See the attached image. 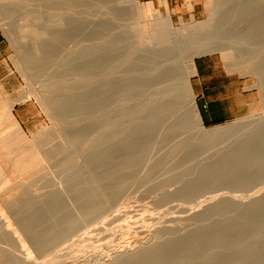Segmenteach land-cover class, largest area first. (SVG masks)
<instances>
[{
	"label": "bare ground",
	"instance_id": "obj_1",
	"mask_svg": "<svg viewBox=\"0 0 264 264\" xmlns=\"http://www.w3.org/2000/svg\"><path fill=\"white\" fill-rule=\"evenodd\" d=\"M131 1L135 3L136 0ZM229 1L233 2L236 0H215L214 3L211 1L214 6L210 9L211 14L208 19L196 22L193 20L189 23H184L181 20L178 27L173 25V21L169 14L164 16L158 12L149 14L151 10L150 4L144 7L135 6L139 9V12L136 13L137 21L133 22L132 29H135L136 35H138L137 40L140 41V43L138 42L139 45L144 46L141 55L145 54V56H141V58L143 57L144 59H140L139 61L142 62H135L138 67L133 70V73H131L133 75L131 77L133 78L132 82H135L136 86L144 85L149 91V98L144 106L142 105L143 108L140 109L143 111L144 115L141 117L143 120H141V122L139 121L140 123L137 122L136 118V122L132 119L129 126H124L126 124L121 123V120H123L121 116L126 114L123 112L126 109V100L124 102L123 99H125V97L124 95L122 96L123 90L126 87L121 89L122 86L120 87L119 80L122 79V77L119 79V73H115L116 76L114 74H112L114 75L112 76L110 73L114 71L113 69L116 66L115 63H113V65L105 63V65L108 64L109 66L107 65L106 69H104V62L102 63L101 59L97 58L98 55L95 56L96 61L93 60L94 63L89 64V67H94L93 71L95 72L93 73L95 74L93 75V79L91 77V83L93 80L94 83L92 86L95 84L97 91L94 90L96 91L95 93H90L92 89H88L90 91L89 93H87L88 91L80 93L81 90L77 93V89H81L77 84V80L82 78V71L85 72L88 69L85 68L84 70L83 64H79L81 61L79 59L84 55L80 53L81 51L84 52L82 50L83 47L80 46V48L82 47L81 51L79 50V45L70 48L67 54L70 59L72 58L73 63H77V65H75L76 68H74V64L72 67L71 63L72 68L67 67L64 68L62 72L60 71V73H57L58 76H55V80H52L48 88L51 90V85L55 86L59 84L56 86V89L53 87V90L55 89L56 92L57 90H61L62 92L60 94L58 93V96L54 99L52 98L50 104L48 103L49 99L47 100L44 98V101L47 100V105L51 107L48 111L50 110L53 132L51 131L50 133L51 137L47 135V138L49 137L50 139L42 142L37 139L38 136L30 140L25 139L21 136L16 124L12 125L14 131L9 141L0 139V190H3L8 185L10 186L9 197L5 199L0 197V264H70L69 261H71L73 257L70 258L71 260L65 257L68 256L66 255L68 251H72L68 249L71 248L70 245L75 246L74 244H76L75 248L77 249L76 251H78L80 250L77 248V246H79L78 243L80 244L79 241L83 243L86 239L88 240L92 237L91 233L96 236L97 233L100 232V236L103 231L99 230L105 229L106 222H109L106 216L109 214L112 205H114V203L110 205L107 203V205H105L106 201H109L108 196L110 193L108 191V183L110 182L107 181L111 179L112 183V180L117 176V181L113 180V182H115L113 183V185L115 184V188L114 186H110V194L113 195V193H117V191L120 190L118 188L122 187V179L119 181L120 177L118 175L122 177L127 170H132L137 165V157L139 156L138 141L142 134L141 137L150 139L156 128L159 129L161 126H165L162 130L163 133L166 134L164 139H166L168 135L174 134L176 128L173 127V129L170 126L172 119H170L169 112L172 105L169 99L176 94L175 91L177 92L179 87L183 89L182 91L179 90L180 93L176 95H178L177 97L179 98L184 97V99L182 101L179 99L178 102L174 100L176 103H172H175L177 107H175V111L176 113L179 111V113H177L179 116L182 112L186 115L185 121L182 120L180 122L178 121L180 119H177L180 125L179 129L182 131L186 130L189 126V123H187L188 117L194 121L193 123H195L198 128L202 129V121L197 112L193 91L190 86V78L195 74L194 62L192 60L195 56L209 51H218L223 62L229 59L238 60L245 58L246 52H244L243 49L242 52L240 50L241 47L235 49L232 44L235 40L241 41L245 39V37L241 38L243 36H239L240 38L237 37V39H235V36L232 37L233 34L229 27L230 25H228V21L235 15L237 17L239 15L240 18L244 16L250 17L253 11L252 7L259 3V1L252 0L249 3L246 1L245 4V0H243L245 5L242 3L243 1L240 2L241 5H244L243 8L241 6V8L238 7V10L235 9L233 11H236L235 13L226 11L228 14L225 16L223 14L222 17L225 18H223V21H221V24L217 27L216 22L213 23L218 14L215 11V7ZM45 2H49V0H0V17L4 16L5 18L6 15L12 14L8 12L9 10H16L19 8L21 10L25 9L26 11H22L23 13L19 11V13L14 14L21 16L24 20L23 23H19V26L15 25L19 27V32L23 35L20 37H24L27 33L35 34L37 31L30 26V22H26L28 20L30 21L33 10L39 12L40 10H44L43 7L45 5L49 7L50 3L48 5L44 4ZM209 2L210 1L207 2V5ZM52 3L53 2H51V4ZM236 4L237 3L233 2L234 7L231 6L235 8ZM52 7H49V9ZM55 9H58V7L55 6ZM145 11L147 13L144 14L145 17H143ZM254 13L252 12V14ZM35 15H33L34 18L38 16L37 13ZM254 15L258 16L256 14ZM254 15L253 17H255ZM73 16H70V18ZM70 18L68 17L66 22L68 21L70 23V20H72L73 24L76 18ZM257 18L255 19L257 20ZM0 19H2V17ZM22 19L19 20V22H22ZM256 20H252L251 24H249L248 30L250 32L248 31V34L257 31L256 26L258 23L261 24L260 21L262 20L258 21V23ZM17 21L15 20L16 23H18ZM74 22H76L75 25L73 24L74 27L69 24V28L72 26L73 30H77L76 24L78 26V23L76 20ZM226 22H228V24ZM67 24L68 23H66V25ZM210 29H217L219 33H208L211 31ZM254 29L256 30L255 32L253 31ZM67 30H64V35L66 33L69 34L68 32L70 29L68 32ZM244 31L247 32V30ZM194 33H198L200 36ZM196 35H198V37ZM203 35L204 37H202ZM258 40L261 39L259 38ZM217 41L219 44L215 47L214 43ZM140 46H138L137 49H139ZM249 48L251 50L249 58L253 60L250 66L247 68L239 62H234L230 63L232 69L239 71H246V69H248L251 73L255 74L258 68L262 66V63L264 64V46L259 45L258 47L252 45ZM252 49L255 51L257 50V53L252 51ZM252 52L255 54L253 55ZM73 57H75V60ZM76 57L77 59L79 58V62L76 61ZM116 58L117 61L114 60V62H117L116 67H120L119 69H122L121 64L123 65L129 60V64H131V62L134 63L133 57L131 59L130 57L124 58L125 60H119L120 58L118 59V57ZM181 58L186 60V64H184V66L182 65L183 69L181 70L183 71H180L179 75L178 71ZM69 60L68 65L71 62V60L70 62ZM78 64L81 66L79 67ZM102 64L104 67L101 66ZM95 66H99L98 70L100 66L104 69V72L106 70V74L101 73V75L105 74L104 77H101V75L95 76L98 74L96 73L97 67ZM112 66L113 71L110 70ZM77 67H79V69H77ZM80 68H82V70ZM67 72L76 73L77 75L79 74V76H74L75 74L73 77L64 76ZM119 75L121 76V74ZM131 77H129L130 80L132 79ZM124 79L126 78L124 77ZM258 80L264 83L262 76H260ZM256 87L259 90L264 89V84L263 86L256 85ZM92 88L94 89L95 87ZM74 90H76V92H73ZM44 91L41 90L38 93ZM34 92L36 95V91ZM181 93L182 95H180ZM21 97L25 98L27 95ZM41 97L42 93L39 98ZM123 102L125 104H123ZM52 106L54 108H52ZM69 110L70 112H68ZM90 112L92 116L93 113H97V115L94 114L95 118L101 120H98L100 121V125H95L99 127V130H97L98 133H96V137H94L95 133H93V139H90L88 136L84 137V134L82 135L75 131L74 126V124L78 122L80 115H88ZM99 113L102 114L100 115ZM185 115L182 116L185 117ZM182 116L180 117L182 118ZM90 119L92 118L90 117ZM169 120H171V123ZM98 121H96V123ZM262 121L264 122V117H260L247 124L233 126L234 130H242V133L234 136L233 142L235 145L250 146L254 144L255 137L264 136V133H261V130L263 131L264 129V124L261 123ZM57 124L59 127L55 126ZM90 124L87 126L92 129V132L93 128L97 129V127H94V123H92L91 126ZM253 130H259L260 133H258L259 131L252 132ZM203 133L206 135L204 136L206 137V141L208 140L209 142L216 141L222 137V135H225L220 129H210ZM86 137L91 140V143H89L91 145H89L88 148L86 147L88 152H85L86 149L83 148V143L87 144L85 142H88ZM84 138H86L85 142L83 141ZM202 138L200 140L204 139ZM263 143L264 142H261L262 145H264ZM256 144L259 146L258 143ZM179 145V142L174 143L171 150L172 155L177 153ZM255 145L253 146L256 148ZM3 148L5 149L2 150ZM259 148H263L260 152H264V146H259L258 149ZM243 151H245V149L240 150V152ZM95 156L98 158H95ZM256 157L257 156L253 157V159L251 157L250 160L255 159V161L258 162L257 160L260 161L264 159L260 156ZM105 158L110 162L109 167L114 166L115 173H113L115 175L113 173H107V171H111L108 169L109 167ZM96 159L102 161V164H104L105 161L108 170L103 169V166L100 165V161L98 162ZM152 159L153 156H148L147 163H150ZM95 160L98 162L97 164H95ZM98 168L99 171L96 170ZM104 170L107 171L105 172ZM108 174H111V178L110 176L107 177ZM35 175L37 176L32 178V176ZM253 175L257 174L254 173ZM263 175L264 174H260L262 179ZM111 187L114 189H111ZM218 196L215 197L214 195L215 198L211 196L213 201L210 199L211 201L209 200V202L205 199L207 203H203L204 205H201L197 209L195 208V210L194 208H186L187 210H191L186 212L184 209L183 211L186 213H184L183 216L181 215L169 220L174 224H161V226L159 225L153 229L144 228L145 230L143 232L149 237V240L137 247H126L119 250L115 249L112 250L110 254H108L106 249L104 251H106L107 254H104L102 251L103 247L101 250L98 248L99 251L94 253V249H97L96 246H98V243H95L97 237L94 236L96 238L95 242H93L96 244L95 248L89 245L91 244L90 242L95 239H93V237L92 240L91 238L89 239V244H87L88 241H86L85 244L83 243L87 246L84 249L82 248L84 245L80 244V248H82L83 251L81 249L78 252H74V249L73 252L75 253L74 255H79L82 251V255L78 257L79 259L76 256L75 259H73L74 262L72 260V264H216L218 255L214 249L217 248L218 244L222 243L223 237L230 236L234 231H236L235 236L237 238L240 237L241 232L245 231L246 228L253 223V220H259L258 222L264 225V193L249 197L248 200L228 195ZM117 197L118 196L114 194L113 197L109 199L116 202L118 200ZM123 211H125V209H122L121 213H123ZM118 217H121L120 211L116 210L115 213L111 215L110 220L114 221V219ZM95 223H97V225ZM93 224L96 226H91ZM258 227L255 230L256 233L253 234L254 238L260 236L261 229ZM141 229L143 230V228H140L139 231H141ZM139 231H137V233ZM106 233L104 238L108 235V233ZM74 236L78 238L79 241L76 240L78 243H76V238H74ZM99 236L98 239H104ZM72 238L74 239V244H72L73 240L70 241ZM68 241H70L71 244H67L68 251L65 250L67 253L64 254V257L69 260V263L65 261V258V260H63L61 256L62 253H58L59 248L62 245L64 246ZM90 246L93 251L87 252L91 251V249H87L84 253L86 248H91ZM257 248H259L257 244H249V249L253 251L251 256L255 254L254 252ZM61 249L63 250L64 248ZM204 249H208V252L203 253ZM73 252L72 256H74ZM247 258L248 256L228 254L223 261L228 264H244Z\"/></svg>",
	"mask_w": 264,
	"mask_h": 264
},
{
	"label": "rangeland",
	"instance_id": "obj_2",
	"mask_svg": "<svg viewBox=\"0 0 264 264\" xmlns=\"http://www.w3.org/2000/svg\"><path fill=\"white\" fill-rule=\"evenodd\" d=\"M208 1H210L208 4L209 6L207 5ZM208 1L136 0L135 3H132L131 0H49V2H45L44 4L49 5L50 3L49 7L53 6L54 8L52 7L51 9H49V7L45 5L43 7L44 10L39 11L40 13L36 10H33L32 14L35 15L37 13L38 16L34 18V16L32 15L30 17V21L26 20L27 22H25H30V26L37 32L35 34L27 33L24 37H20L23 35H21V33L19 32V27H17L20 25L19 23H23L24 20L21 18V16H17L14 14L19 13V11L20 13H23L26 10H21L20 8L16 10H9L8 12L12 14L6 15L5 18L4 16H1L2 19H0V30L7 40L9 60L12 71L9 79H7L5 82H2L3 87H0V139L9 141L12 138L14 131L12 127L13 124L17 125L21 136H23L25 139L30 140L36 136H38L37 139H39L40 142L48 141L50 139L49 137L47 138V135L51 137L50 133L51 131L53 132V124L50 117V110L48 111V109H50L51 107L50 105H47V100L49 99L48 103L50 104V100H52V98L54 99L56 96H58L57 94H60L62 91L57 90L56 92L55 90L56 86L59 84H56L55 86L51 85V90H49L48 86H50L49 84H51L52 80H55L54 78L57 73H60V71L62 72L64 68H70L71 63L72 67L74 64V68H76L75 65H77V63H73L72 58L70 59L67 54L71 47L79 45L78 47L80 51L83 47L82 50L84 52L81 51L80 53L81 55H84L83 57H81V59L78 58L82 63L79 62L77 57L76 61L81 65L83 64L84 70L85 68L88 69L85 72L82 71V78L80 80H77V84L79 85V87H81V89H77V93L80 92L79 90H81L80 93H84L86 91H88L87 93H89V90L91 89L92 90L90 93H95L97 91L96 85L94 84V86H92L94 83L93 80L91 83V77L92 79L94 78L93 75L95 73L93 72L95 71H93L94 67H89V64L94 63L93 60L96 61L95 56L98 55L97 58L101 59L102 63L104 62V65L105 63L112 65L113 63H115L116 66L117 62H114V60L117 59L116 57H118V59L120 58L119 60H125L129 57L131 59L133 57L134 63L137 61L140 63L142 61L139 60L144 59L143 57L141 58V56H145V54L141 55L142 48L144 46L139 45L140 41L137 40L138 35H136L137 33L135 29H132L133 22L137 21L136 13L139 12V9L135 7L136 5L144 7L145 5L150 4L151 10L149 14H154L155 12H158L163 16L169 14L173 21V25L175 27H178L181 20L184 23H189L193 20L196 22L208 19L211 14L210 9L214 6V4L212 3H214L215 0ZM242 1L243 0L233 1L234 3H237L235 5V8H233L234 5L232 1H229L230 3L224 2L223 5H217L215 7V11L218 14L213 23L216 22V26L218 27V25L221 24V21H223V18H225L222 17L223 14L224 16L228 14L226 13V11H229V13H235L236 11L233 12L235 9L238 10L241 7L243 8V6L246 4V1L247 3H249L252 0H245V4L244 1ZM254 1H259L258 4H255L252 7V12H256L254 14L258 16H255L251 12L250 17L248 15H246L248 17H245L243 15L244 17L240 18L238 15V18L235 15L230 19V21H228L229 24L228 22H226L228 25H230L229 27L233 34L232 37L235 36V39H237V37L240 38L239 36H243L241 38L245 37L246 40H235L234 43H232L235 49L241 47L240 50L242 52L243 50L244 52H246L245 58L238 60L229 59L223 62L218 51H209L200 54L211 55L217 58L218 61L223 63V67L225 69L235 74L240 84L244 85V89L247 91V94L252 95L251 99H249L246 114L239 118L216 124H204L202 122V129L198 128L196 124L193 123L194 121H192L190 117L187 116V123H189V126L187 125L188 127L186 128V130L182 131L179 129L180 125L178 124V121H185L186 115L182 111H180L182 112L180 113V116L185 115V117L182 116L181 118L179 114H177L179 113V111H177V113L175 111V109L177 108L175 103L178 102L179 99L180 101L184 99V97L179 98L177 97L178 95H176L180 93L179 90L182 91L183 89L179 87V90L177 92L175 91L176 94H174L176 99L173 94V96L171 95L172 97H170L169 99L172 105V108L169 112L170 119H172V123L171 120H169L171 123L170 126L172 128H176V131L174 132V134L172 133L168 135L166 139H164V136H166V134L163 133L162 130L165 126H161L162 128H156L150 139L147 138L148 140L145 137H141L143 134L140 136L138 141L139 156L137 157V165L134 169L127 170L122 175V177L118 175L120 177L119 181H121L122 179V187L118 188L120 189L118 190L119 192L117 191V193H113V195L116 194L118 196V200L116 202H113L112 199H109L110 197H113V195L110 194V186L113 187L115 185H113V183H115L113 182V180L117 181L118 179L116 178L117 176L115 177L116 179L113 177L115 175V168L113 165V167H109L110 162H108V159L106 158L105 161L107 162L109 168L107 167L104 160V164H102V161L96 159L98 160V162L100 161V165L103 166V169L108 168L111 171L109 172L107 171V169V173L112 174L114 172V175L112 176L114 178L112 180V183L110 179L111 174L107 175V177L110 176V178H108L110 179V181L107 179V182H110L108 183V191L110 193L108 196L109 201H106L105 203V205H107V203L109 205L114 203V205H112L111 209L109 210V214L107 215L108 217L106 216L107 221H109L106 222L108 225L106 224V226L104 227L105 229L99 230L103 231V233L107 232V237L104 238L105 233H102L99 236V231H96L99 232L96 236L95 234L93 235L91 233L93 239L97 237V241L95 242V238L90 242L89 239L91 238L92 240V237H90L88 240L86 239L85 241H83V243L85 244V242L88 241L87 244H89L90 242L91 244L89 245L93 246L94 248L98 243V246H96L97 249L95 248V251H93L92 247L90 246L91 248H86L84 253L87 251V249H91V251L87 252L93 251L94 253H97L99 249L101 250V248L104 247L102 250L104 254H107L106 251H104L105 249L107 250L108 254H110L111 251L115 249L119 250L126 247H137L149 240V237L143 232L146 228L153 229L158 227L159 225L161 226V224H174L173 222L169 221L171 218H177L181 215L183 216L184 213L191 211L190 209L187 210L188 208H194L195 210V208L197 209L201 205H204L205 203L209 202L210 199L212 200V197L215 198L219 194H221L219 196L228 195L234 196L235 198L248 200L249 197L264 193V175L263 179L262 176H260V174H264V159L260 161L257 160L258 162H256L255 159L252 160L255 156L264 158V152H260L263 148L258 149L259 146H264L261 144V142H264V136L255 137L254 144L250 146H237L233 142L234 136L242 133V130H234L233 126L247 124L260 117H264V89L259 90L256 87V85L263 86L264 84L263 82L262 84L258 80L260 76H262V78L264 79V64L262 63V66L258 68V71H256L255 74L251 73L248 69H246V71H239L234 70L230 67V63L239 62L240 64L248 68L253 61L251 58H249L251 52L249 47L252 45L258 47L259 45L264 46V0ZM51 2L53 3L51 4ZM240 2H242L244 5H241ZM54 4L58 7V9H55ZM229 8H232L233 10ZM146 13V11L145 13H143V17H145L144 14ZM253 15L255 17H253ZM70 16L73 17L70 18ZM68 17L70 19L76 18L75 20L78 23V26L76 24L77 30H73L72 26V29L69 28V24L75 25L76 22H74L75 20L73 21V24L72 20H70V23L68 21L66 22V19ZM20 18L23 20L22 22H19V20H21ZM255 18H257V20ZM15 20H18V23H16ZM252 20H256L257 23L260 20L262 21H260L261 24L258 23V25L260 26H256L257 31L255 29L253 30L254 32L256 31L255 33L251 32L248 34L249 24H251ZM66 23L68 24L66 25ZM66 28L68 30L70 29L69 32ZM64 30H67L69 34L66 33L64 35ZM244 30H247V32ZM71 31L74 32L72 33ZM208 33L218 34L219 30H211ZM198 35L196 36L198 37ZM202 37H204V35ZM259 38L261 40H258ZM218 44L219 43L217 41L214 43V46L216 47ZM80 46L82 47L80 48ZM138 46H140L139 49H137ZM252 51L255 50L252 49ZM255 53H257V50L255 51ZM255 53H253V55ZM99 56L102 57L100 58ZM195 57L192 60L193 62ZM73 58L75 60V57ZM182 58L180 60V67L178 71L179 75L180 71H183L181 69H183L184 64H186V60H183L184 58ZM69 59L71 60V62ZM68 60L70 62L69 65ZM129 61L124 63L123 65L121 64V68L123 70L119 69L120 67L117 68L115 65L113 69L115 72L112 70L113 66L110 69L113 71L110 72L111 75L114 74L116 76L115 73H119L121 74V76L118 74L119 79L120 77H122V79H124V77L126 78L124 80L120 79L121 81L119 80L120 87L122 86L121 89H123V87H126L123 90L124 92L122 91L124 93H122V96L124 95L125 97L123 101L125 102L126 100V109L123 111L126 114L124 113L125 115L121 116V118L123 119L121 120V123L126 124L124 126H129V124L132 122V119L135 120V122L136 119L137 122H141V120H143V118L141 119V117L144 116L143 111H141L140 109L143 108L145 102L149 98V91L146 86H136L135 82H132L133 78L131 76L133 74L131 73H133V70L138 67L136 65L138 62L135 64L131 62V64H129ZM79 64L78 66L80 67L81 65ZM103 64L101 65L102 67H104ZM107 65H105L104 69H106ZM101 66L99 70V66H95L98 70L97 72V70L95 69L96 73H98L95 76L101 75V73L106 74V70L104 72V69ZM79 67H77V69H79ZM80 69L82 70V68ZM105 74H102L101 77H104ZM73 75L79 76V74L77 75L76 73L72 72H67L64 74V76L67 77H73ZM128 76L132 79L130 80ZM53 87L55 88L54 90ZM92 87L95 88L93 89ZM38 90H46L44 92H41V98H39L41 93H38L40 92ZM34 91H36V95ZM73 92H76V90H74ZM20 95H27V97L24 98ZM180 95H182V93ZM44 98L47 100L44 101ZM10 102H13L12 109L15 106L13 111L8 110V104ZM124 102L123 104H125ZM173 102L175 103L172 104ZM52 108L54 107L52 106ZM68 112H70V110ZM94 114L95 113H93L92 116V113L90 112V114H88L89 118L86 114L80 115L78 122L74 124L75 131L82 135L84 134V137H90V139H93V133H95L94 137H96V133H98L97 130H99V127L95 125H100L99 122L101 120L96 119ZM99 114L101 115L102 113ZM95 115H97V113ZM90 117L92 119H90ZM177 119L180 120L177 121ZM96 121L98 122L96 123ZM88 123H94V127H97V129L95 128L96 132L93 126L92 132V129L87 126L89 125ZM261 123L264 124L263 121ZM55 126L59 127L58 124ZM210 129H220L223 133H225V135H222V137H220L216 141H206V137H204L206 135H204L203 132ZM259 130L255 131L258 132ZM255 131L253 130L252 132ZM258 133H260V131ZM261 133H264V129L263 131L261 130ZM86 138L83 139L84 142ZM201 138L203 140H200ZM87 139L88 142H85L87 144L83 143V148L86 149L85 152H88L87 148L89 145H91L89 144L91 143V140L89 138ZM175 142H179L180 145L178 146L177 153L175 155H172L171 150ZM256 143H258L259 146H257ZM253 145H255L256 148ZM4 149L5 148H3L2 150ZM241 149H245V151L240 152ZM148 156H153V159L150 163H147ZM96 157L97 156H95V158ZM251 157L252 161L250 160ZM96 160L95 164L98 163ZM96 170L99 171V168ZM202 172H204L205 174ZM254 173H256L257 175H253ZM36 176L37 175L32 176V178H35ZM112 187L111 189L115 188V186L114 188ZM9 188L10 186L8 185L3 190H0V197L2 199L9 197ZM205 199L207 200V202H205ZM122 209H125L123 213H121ZM116 210L120 211L121 217L114 219V221L110 220L111 215L115 213ZM183 210L186 212H184ZM258 221L259 220H253V223L249 225L245 231L241 232V236L238 238L235 236L236 231H234L233 234L228 237H223L222 243L218 244L217 248L214 249L218 255L216 264H228L227 262L223 261L225 256L228 254H233L235 256H248L244 264H264V225ZM95 224L97 225V223ZM96 225L93 224L91 226ZM258 226L261 229V233L260 236L254 238L253 234L256 233L255 230ZM140 228H143V230L141 229V231H139ZM137 231L139 232L137 233ZM98 236L103 237L104 239H98ZM74 238H76L75 241H79L77 237L74 236ZM70 241H72V244L75 243L73 238ZM70 241L64 244V246L66 247L62 245L63 247L61 246L59 248V251H61H58V253H62L61 256L63 257V260L66 259L65 257H67V259L73 257L71 258L72 260L75 259L76 256L77 258L80 257V255H82L81 252L83 251V249L87 247L82 243V241H79L81 245H84V247L82 246L83 249L80 248V244L76 241V243H78L79 245L77 246V248L80 250L82 249V251L79 255H74V252H78L80 250L76 251V244H74L75 246H71ZM93 242H95L96 244H94ZM67 244L72 248H68L72 250L70 251L71 253L67 249ZM249 244H257L259 246V248H257V250L254 252L255 254H253L252 256L251 254L253 251L249 249ZM61 248L64 249L62 250ZM65 250L68 251V254H66L67 251ZM72 252L74 256H72ZM206 252H208V249L203 250V253ZM64 254L68 256H65ZM67 259L65 261L68 262L69 260ZM72 260L69 261L70 264L74 262V260L73 262Z\"/></svg>",
	"mask_w": 264,
	"mask_h": 264
},
{
	"label": "crops",
	"instance_id": "obj_3",
	"mask_svg": "<svg viewBox=\"0 0 264 264\" xmlns=\"http://www.w3.org/2000/svg\"><path fill=\"white\" fill-rule=\"evenodd\" d=\"M194 68L190 85L204 124L221 123L246 114L252 95L247 94L244 85L222 62L211 55H200L194 59ZM11 73L7 40L0 30V87ZM12 105L13 102L8 104V110H14Z\"/></svg>",
	"mask_w": 264,
	"mask_h": 264
}]
</instances>
